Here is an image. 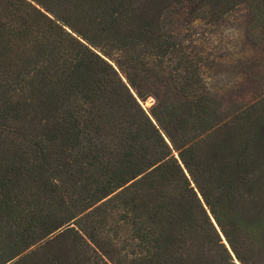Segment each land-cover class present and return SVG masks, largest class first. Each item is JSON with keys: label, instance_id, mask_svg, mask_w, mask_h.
<instances>
[{"label": "trees", "instance_id": "trees-1", "mask_svg": "<svg viewBox=\"0 0 264 264\" xmlns=\"http://www.w3.org/2000/svg\"><path fill=\"white\" fill-rule=\"evenodd\" d=\"M155 1L0 0V118L19 138L0 140V264L264 253V100L239 115L249 143L213 144L218 107L201 68L174 57Z\"/></svg>", "mask_w": 264, "mask_h": 264}, {"label": "rangeland", "instance_id": "rangeland-1", "mask_svg": "<svg viewBox=\"0 0 264 264\" xmlns=\"http://www.w3.org/2000/svg\"><path fill=\"white\" fill-rule=\"evenodd\" d=\"M174 1L156 0L149 12L160 19L162 30L177 44L176 60L201 68L199 73L221 120L212 133V143L225 146L226 153L233 155L238 145L249 143L240 140V113L246 105L264 100V1L196 0L189 14L184 7L173 5ZM154 104L153 96L141 102L148 113ZM2 107L0 102V110ZM18 139L16 125L0 118V140L15 144ZM254 158L256 162L264 161V151L255 153ZM262 203L264 189L257 199L259 206ZM221 237L228 248L223 234ZM244 256L250 264H264V253L256 249Z\"/></svg>", "mask_w": 264, "mask_h": 264}, {"label": "water", "instance_id": "water-1", "mask_svg": "<svg viewBox=\"0 0 264 264\" xmlns=\"http://www.w3.org/2000/svg\"><path fill=\"white\" fill-rule=\"evenodd\" d=\"M212 220H213V222H214V224L216 225V227H217V229H219L218 228V226H217V224H216V222H215V220H214V218H212ZM222 235V234H221ZM227 243V242H226ZM227 245H228V243H227ZM228 248L230 249V246L228 245ZM231 251V250H230ZM232 253V252H231ZM235 257V256H234ZM237 261V260H236Z\"/></svg>", "mask_w": 264, "mask_h": 264}]
</instances>
